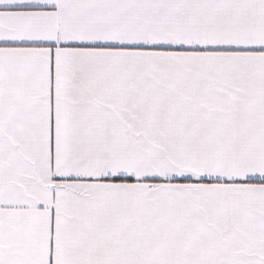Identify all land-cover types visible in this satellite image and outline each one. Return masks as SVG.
<instances>
[{
	"label": "snow or ice",
	"instance_id": "snow-or-ice-1",
	"mask_svg": "<svg viewBox=\"0 0 264 264\" xmlns=\"http://www.w3.org/2000/svg\"><path fill=\"white\" fill-rule=\"evenodd\" d=\"M0 264H264V0H0Z\"/></svg>",
	"mask_w": 264,
	"mask_h": 264
}]
</instances>
